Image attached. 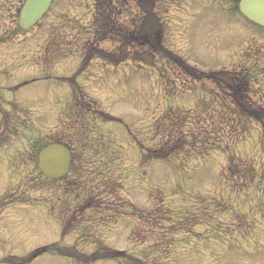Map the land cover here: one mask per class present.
<instances>
[{"label": "rangeland", "instance_id": "374dc122", "mask_svg": "<svg viewBox=\"0 0 264 264\" xmlns=\"http://www.w3.org/2000/svg\"><path fill=\"white\" fill-rule=\"evenodd\" d=\"M149 1L156 50L120 41L148 0H52L26 30L0 0V264H264V27L235 0ZM48 141L72 152L57 179Z\"/></svg>", "mask_w": 264, "mask_h": 264}, {"label": "water", "instance_id": "95a60500", "mask_svg": "<svg viewBox=\"0 0 264 264\" xmlns=\"http://www.w3.org/2000/svg\"><path fill=\"white\" fill-rule=\"evenodd\" d=\"M51 0H25L20 9L18 26L26 29L34 24L46 11ZM239 11L250 21L264 26V0H239ZM140 29L148 35L160 30L158 17L147 12L141 20ZM69 152L59 143H50L38 153V168L47 177L57 178L68 169Z\"/></svg>", "mask_w": 264, "mask_h": 264}, {"label": "trees", "instance_id": "16d2710c", "mask_svg": "<svg viewBox=\"0 0 264 264\" xmlns=\"http://www.w3.org/2000/svg\"><path fill=\"white\" fill-rule=\"evenodd\" d=\"M158 40H159L158 37L145 36L143 33H141L138 27L136 30L134 29L131 30L130 33H123L122 35H120V41L122 43H129V45H135L137 47L143 46L150 50H152V48H154L155 50L158 49L156 45L158 43ZM152 42H154L155 44L154 43L152 44ZM216 75L219 76V77L217 76L218 77L217 79L221 81H225L226 84L230 86V88L234 89V91L237 87H238L237 91L238 89H240L239 87L241 86L242 80L244 79V76L242 74L228 73V72H223V71H220L218 73H212L211 77L216 78ZM238 76H240V78ZM260 111L261 110L259 107L254 108L251 105L250 106L247 105L246 103L243 104V112L255 119H259V117L262 115V111L261 112ZM49 142L50 141L41 144V146H38V148L35 149V151H33V155L37 156L38 150L42 148L44 145L48 144ZM164 153H166V151L155 152L154 156L162 157ZM52 249H55V246L52 247ZM55 251L61 255L72 256V258H74V260L78 261L79 263H89L98 258L110 259V258H114L118 254L117 252L109 251V250L96 251V252H92L89 254H81L78 251L73 250L72 247L63 248V249L56 248ZM121 256L126 258L129 264H147V263H141L138 259H135L133 257H128L124 255H121Z\"/></svg>", "mask_w": 264, "mask_h": 264}, {"label": "flooded vegetation", "instance_id": "af4514ba", "mask_svg": "<svg viewBox=\"0 0 264 264\" xmlns=\"http://www.w3.org/2000/svg\"><path fill=\"white\" fill-rule=\"evenodd\" d=\"M231 1H234V0H231ZM71 152V151H70ZM71 157H72V152H71Z\"/></svg>", "mask_w": 264, "mask_h": 264}]
</instances>
